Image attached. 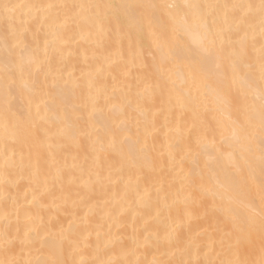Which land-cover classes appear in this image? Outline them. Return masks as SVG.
<instances>
[{
    "label": "bare ground",
    "instance_id": "6f19581e",
    "mask_svg": "<svg viewBox=\"0 0 264 264\" xmlns=\"http://www.w3.org/2000/svg\"><path fill=\"white\" fill-rule=\"evenodd\" d=\"M4 2L68 7L17 10L13 31L0 19V262L197 264L231 259L239 237L240 258L260 264L259 117L232 139V121L251 98L221 106L218 94L237 97L236 87L196 70L167 11L156 9L158 24L137 29L116 9L78 16L71 7L128 0ZM244 31L243 63L259 89L258 16ZM161 35L179 57L165 64L166 86Z\"/></svg>",
    "mask_w": 264,
    "mask_h": 264
},
{
    "label": "snow or ice",
    "instance_id": "6c2138e0",
    "mask_svg": "<svg viewBox=\"0 0 264 264\" xmlns=\"http://www.w3.org/2000/svg\"><path fill=\"white\" fill-rule=\"evenodd\" d=\"M65 7H68V5L53 3L9 4L4 0H0V19L8 24L10 31H13V27L9 22L12 20V14L17 10L38 13ZM71 7L78 16L84 12L99 15L96 10L100 9L119 10L122 12L126 24L130 28L137 29L143 28L145 25L151 28L152 25L158 24L159 18L155 16V10H166L174 31L179 29L183 35L187 36V50L195 53L192 62L196 70L206 78L218 79L221 84L227 80L229 86L234 85L236 87L239 94L237 97L229 99L225 95L218 94L217 98L221 106L227 110L236 106L240 97L246 100L249 97L251 98L243 111L242 119L232 121V139L238 140L242 134L247 136L249 129L254 127L257 116L259 117L261 189L264 190V0H258V3L223 5L205 2V0H182L180 3H177L176 0H163L159 4H145L136 2V0H128V2L119 4L111 2L104 4H74ZM217 9L223 10V13L218 17H213L212 13ZM229 13L231 16H229ZM256 16L259 18L260 28V46L258 49L260 59L259 89L256 87L252 65L243 63L249 33L244 31L243 35H239L241 26L245 21ZM230 20L232 23H230ZM119 21L120 17L118 15L117 22L119 23ZM234 34H236L235 39L233 38ZM167 39V37L161 35L155 40L156 49L159 52L158 71L162 86L167 85L168 74L170 73V69H167L165 64L179 59L177 50L169 46ZM251 39L255 40L254 34ZM20 67L23 68V63ZM257 100L259 101L258 108ZM227 158L233 162L238 159L234 152L227 153ZM209 159L216 160L219 163L218 157L210 155ZM261 231L264 233V209L261 210ZM239 244L240 238L237 237L235 243L229 247L232 255L231 259L201 261L197 264H255V262L240 258ZM262 257H264V249H262ZM0 264H33V262L12 260L0 262ZM35 264H59V262L37 261ZM81 264H87V262L81 261ZM101 264H105V262H101ZM107 264H121V262L109 261ZM260 264H264V258L261 259Z\"/></svg>",
    "mask_w": 264,
    "mask_h": 264
},
{
    "label": "rangeland",
    "instance_id": "374dc122",
    "mask_svg": "<svg viewBox=\"0 0 264 264\" xmlns=\"http://www.w3.org/2000/svg\"><path fill=\"white\" fill-rule=\"evenodd\" d=\"M140 69H141V67H140ZM133 75H134V73H133ZM133 75H132V77H133ZM134 76H135V75H134ZM150 115H151V114H150ZM159 127H160V126H159ZM160 129L162 130V126H161ZM214 242H215V243H218V242H217V238H215ZM217 245H218V244H217ZM216 247H217V246H216Z\"/></svg>",
    "mask_w": 264,
    "mask_h": 264
}]
</instances>
